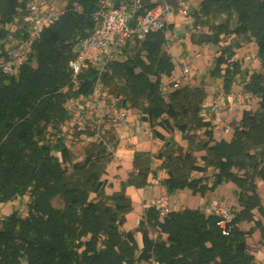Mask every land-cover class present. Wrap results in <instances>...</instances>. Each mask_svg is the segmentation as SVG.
Here are the masks:
<instances>
[{
    "label": "trees",
    "instance_id": "trees-1",
    "mask_svg": "<svg viewBox=\"0 0 264 264\" xmlns=\"http://www.w3.org/2000/svg\"><path fill=\"white\" fill-rule=\"evenodd\" d=\"M31 1L0 0V44L9 34L6 27L14 24L20 13L27 14ZM98 1H71L61 19L42 31L31 44V57L38 61L36 68L27 63L14 78L0 67V202L31 193L27 216L13 212L0 220V264H141L153 256L161 264H257L246 240L248 233L236 225L242 220L252 221L254 210L263 212L258 194V181L264 182L263 75L252 74L246 84L247 91L260 98L258 110L243 111L241 119L231 123V139L218 141L213 120L202 114L208 97L203 85L175 86L163 92V69L168 64L166 75L174 70L163 52L164 34L155 32L135 41L150 64L130 56L114 61L105 75L107 93L118 101L119 108L125 100L140 110L153 138L164 145L156 154L135 152L133 171L122 189L112 195H107L108 181L103 178L107 164L114 160L110 149L118 146L111 130L107 139L92 142L85 159L75 163L62 138L54 146L42 145L34 154L35 140L29 130L10 138L5 135L6 129L9 133L13 130L12 119L20 112L36 118L45 99L67 98L63 92L67 85L74 88L78 83L76 96L91 94L95 72H85L74 82L69 61L92 28L91 16ZM200 6V11L194 12L197 23L212 13L227 16L204 42L218 44L222 34L249 35L255 39L264 69V0H203ZM231 21L236 23L232 28ZM25 32L23 25L16 37L26 39ZM0 48V60L9 62L11 55L4 52V46ZM233 56L228 54L230 65L224 56L218 57L213 70L215 75L227 65L222 75L227 92L241 74ZM176 131L188 141L187 148L173 139ZM197 132L202 138L198 139ZM88 134L95 136L94 132ZM154 159L161 161L159 170L166 175L163 184L169 191L188 188L204 196L233 183L243 208L241 216L234 217L223 230L217 216L201 209L173 210L161 220L151 205L143 213L142 248L137 255L134 232L122 230L126 214L133 208L125 189H143L150 184ZM209 169L214 172L211 186L204 176ZM193 173L203 176L193 178ZM55 201L61 205L55 206ZM151 231H158L160 236L151 238Z\"/></svg>",
    "mask_w": 264,
    "mask_h": 264
},
{
    "label": "rangeland",
    "instance_id": "rangeland-1",
    "mask_svg": "<svg viewBox=\"0 0 264 264\" xmlns=\"http://www.w3.org/2000/svg\"><path fill=\"white\" fill-rule=\"evenodd\" d=\"M33 1L35 0H32L30 3ZM38 1L53 5L57 8L65 9L70 2L74 0ZM172 1L176 4H173L174 18L172 19L171 24V35L175 34L177 37L175 39L171 38V41L164 43L163 52L167 56L168 61L170 63L172 62L174 65V70L171 74L166 75L164 74V69L168 67V64L165 66L163 69L162 87L167 91H170L175 88V86L198 87L203 85L208 96L205 104L216 100L220 94H249L250 97L246 103H243L238 107H234L233 109L223 107L221 115L212 112L208 108H205L202 112L204 118L213 120L215 127V139L218 141L222 139L229 141L232 137L233 130L231 127L230 132L224 134L225 127L227 125L231 126V123L239 121L242 117L243 111L250 110L252 112H256L259 108L260 98L246 89V84L252 74H261L264 76V69L262 68L257 55L258 47L255 39L249 35L236 36L233 34H222L220 35V43L218 44L204 42V40H206L205 36L213 35V27L218 24L225 23L227 16L212 13L208 17H202L201 23H197L194 12L200 11V5L203 0ZM179 3L189 7L190 14L188 16H183L178 13V9L180 8ZM24 15L25 14L23 12L20 13L14 24L6 27L9 34L0 44L4 46V52L9 53L10 55L15 46L16 40L20 39L16 37V34H18V30H20V28H23ZM235 24V21H231L229 23L231 28L234 27ZM2 48H0V54L2 52ZM78 49L79 48L77 47L76 51H78ZM29 53L30 59L28 60V63L36 68L38 66V61L34 56L31 57V50ZM229 53L234 55L232 60L240 67L241 74L234 79L231 90L227 92L224 89V81L222 77L224 73L223 69H225L227 65H223L221 67L222 69L218 70L215 75L213 74V70L216 67V60L220 56H224V58L228 59L226 61H228V63L230 62V57H228ZM128 56L132 58H141L145 60L147 64H150L145 52H141L139 46H136L134 40H130L128 44L115 56V61H125ZM2 62H4V59L0 60V63ZM9 62L14 64L12 60ZM230 64L231 63H229V65ZM153 66H155V64H153ZM21 68H16V71L11 75L16 78L20 73ZM185 68L190 70L188 74H184ZM139 70L140 69H137V71ZM76 85L77 84L74 85V88H70L67 85L63 89V92L67 94V98L63 101H60L59 98L56 97H49L45 99L39 106V113L36 115V118L26 112H20L18 115L14 116L12 119L14 128L10 133L6 129L4 132L5 135L10 138L21 132H27L29 130L31 137L35 140V145L32 150V153L34 154H38L39 148L42 145L54 146L57 140L62 138L68 148L72 151V162L75 163L83 161L86 157L87 148H89L92 142H97L99 138L95 136L90 137L88 134L95 131L90 123L85 125V130L83 131H78L77 128L72 125V118H70L65 108V104L69 98L76 97L74 94ZM107 89L109 88L107 87ZM107 89L104 90V93L106 94L105 100L111 105H115L119 108L120 105H118V101L114 97L107 96ZM121 105L128 111L129 114V124L126 128L128 132L129 128H132L130 125H134L135 127L144 126L149 132L147 135L140 133L137 134L136 132L135 134L129 133L128 137H125V139H132L131 142H136L138 140L142 141L140 145L137 144V146H132V148H136V152L144 151L151 152L153 154L158 153V151L163 148V142L153 138L150 125L141 120L142 112L136 108L130 107L128 102L125 100L121 101ZM111 131L119 143V138H122L120 136L122 133L119 134V132L122 130ZM197 136L198 139L202 138L200 132H197ZM105 139H107V135L105 136ZM173 139L178 143V145L187 148L188 141L183 139L180 132L176 131L173 135ZM125 144L126 143L124 142L121 143L120 147ZM161 146L162 148L158 150ZM127 147L128 145L126 144L125 148ZM116 149H110V151L114 153V160L107 164V173L103 177L108 181V185L105 190L107 195H112L113 193L120 191L122 189V184L127 181L128 175L133 171V159H124L122 166H120L118 161L115 160ZM196 155L198 157L201 156L200 152H196ZM160 164L161 161L157 159L153 160V173L150 176V184L146 188L137 189L133 186L126 187L125 193L132 202L133 208L131 211H133V214H136L140 210L144 213L143 211L145 208L141 205L139 192L143 193L145 191L143 199L146 201V205L148 207L155 205V202L154 204H151L155 198L162 194H166L163 195V197H167L169 199L170 208L175 211L189 208L201 209L205 212V208L214 202L225 201L231 208L234 217L239 218V216H241L243 208L238 201V189L233 183H225L213 191L210 190L204 196L201 194L195 195L193 191L188 188L173 189L172 191H169V189L163 184V180L166 175L163 171L159 170ZM213 173L212 169H209L204 175L205 182L209 186L213 183ZM202 176L203 175L201 174H192L193 178H199ZM30 194L31 193L28 192L24 197L17 198L16 200L7 203L0 202V220L6 219L13 212H17L22 217L27 216L28 205L31 198ZM258 194L261 199V208L263 212L258 209L254 210L252 221L247 222L242 220L237 222L236 227L248 233L246 240L250 247V253L254 256L257 264H264V182L260 180L258 181ZM54 204L57 207L61 205V203L57 201H55ZM127 214L126 223L122 230L134 232L136 253L139 255L142 248V232L140 230L142 225L140 224L137 226L136 219L132 218L133 214ZM150 236L151 238H157L160 235L158 231H151ZM153 257L158 259L156 256ZM141 264H145V262H142Z\"/></svg>",
    "mask_w": 264,
    "mask_h": 264
},
{
    "label": "built area",
    "instance_id": "built-area-1",
    "mask_svg": "<svg viewBox=\"0 0 264 264\" xmlns=\"http://www.w3.org/2000/svg\"><path fill=\"white\" fill-rule=\"evenodd\" d=\"M151 5H157L150 8ZM178 13L183 16L190 14L189 7L181 5ZM65 10L53 5L33 1L28 6L24 17L27 38L16 40L11 52L10 62L0 63L5 74L11 75L16 68H21L30 59V46L37 40L45 28L55 25L64 15ZM174 8L168 0H99L97 8L91 16L92 28L87 36L78 44V51L69 61V69L74 82L85 72L94 71L95 80L92 84L91 94L71 97L66 101L65 108L72 118V125L78 131L85 130L89 124L95 129V137L102 139L109 130L120 131L129 124V114L124 108H118L105 100L107 89L105 75L115 61V56L128 44L130 40L142 41L155 32L164 34L166 42L171 38ZM185 68L184 74L189 73ZM78 84V83H76ZM77 88V86H76ZM76 90V89H75ZM163 92H167L163 88ZM108 96V93H107ZM109 97V96H108ZM249 94L226 95L220 94L216 100L205 104L216 114H222L223 107L233 109L249 99ZM231 126L227 125L224 134L229 133ZM137 133L147 135L149 132L144 126L137 127ZM105 135V136H104ZM90 137H94L91 136ZM160 219H164L173 209L170 208L169 199L161 197L155 202ZM205 214L215 215L220 219L219 226L226 230L234 215L225 201H216L205 208ZM136 225L139 226L142 215L136 216ZM145 264H161L157 259L151 258Z\"/></svg>",
    "mask_w": 264,
    "mask_h": 264
},
{
    "label": "crops",
    "instance_id": "crops-1",
    "mask_svg": "<svg viewBox=\"0 0 264 264\" xmlns=\"http://www.w3.org/2000/svg\"><path fill=\"white\" fill-rule=\"evenodd\" d=\"M128 127V126H127ZM126 127V128H127ZM130 127H132V128H129V132H128V130L126 129V128H124V129H122V131L121 132H119V134L120 133H122L120 136L122 137V138H119L120 140V142L118 143V146H117V149H116V153H115V160L116 161H118V163H119V165L120 166H122L123 165V160L124 159H129V160H132L133 159V157H134V153L136 152V148H132V146H137V144L138 145H140V143L142 142V141H140V140H138V141H134V142H131L132 141V139H125V137H128V134L129 133H132V134H135V132L137 133V126L135 127L134 125L133 126H131L130 125ZM135 128V129H134ZM138 134V133H137ZM119 136V137H120ZM145 141H148V140H145ZM126 143L127 145H128V147L127 148H125V145L124 146H122V147H120V144L121 143ZM160 146V145H159ZM162 146H163V143H162ZM162 146L158 149V150H160L161 148H162ZM165 191V190H164ZM145 192V191H144ZM144 192L142 193V192H139V196L141 197V205L145 208V209H147L148 208V206L146 205V201L143 199V195H144ZM147 192V191H146ZM164 193H166V192H164ZM168 194V193H167ZM163 195H166V194H162V195H160L161 197H163ZM160 196H158L157 198H159ZM160 197V198H161ZM157 198H155L154 200H153V203H151V204H154V202H156L158 199ZM151 200V199H150ZM145 209H144V211H145ZM143 211V212H144ZM139 212V213H138ZM136 214H133V211H131V212H129L127 215H129V214H133V217L132 218H136V216L137 215H142L143 213H142V210H140V211H138Z\"/></svg>",
    "mask_w": 264,
    "mask_h": 264
},
{
    "label": "bare ground",
    "instance_id": "bare-ground-1",
    "mask_svg": "<svg viewBox=\"0 0 264 264\" xmlns=\"http://www.w3.org/2000/svg\"><path fill=\"white\" fill-rule=\"evenodd\" d=\"M8 75V74H7Z\"/></svg>",
    "mask_w": 264,
    "mask_h": 264
}]
</instances>
